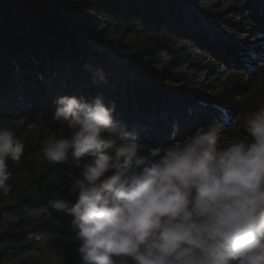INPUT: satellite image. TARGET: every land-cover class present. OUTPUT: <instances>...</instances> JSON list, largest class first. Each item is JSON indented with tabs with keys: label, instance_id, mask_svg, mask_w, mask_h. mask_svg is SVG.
Wrapping results in <instances>:
<instances>
[{
	"label": "trees",
	"instance_id": "obj_1",
	"mask_svg": "<svg viewBox=\"0 0 264 264\" xmlns=\"http://www.w3.org/2000/svg\"><path fill=\"white\" fill-rule=\"evenodd\" d=\"M244 32L264 35V0H0V126L24 144L9 161L12 191L0 194V264H81L72 218L50 203L57 189L69 207L76 202L70 188L81 170L42 162L39 120L52 118L57 96L103 95L146 148H163L224 110L245 114L230 87L253 52ZM85 64L108 83H93ZM221 65L230 74L208 95L192 76ZM231 130L246 133L240 122Z\"/></svg>",
	"mask_w": 264,
	"mask_h": 264
},
{
	"label": "clouds",
	"instance_id": "obj_2",
	"mask_svg": "<svg viewBox=\"0 0 264 264\" xmlns=\"http://www.w3.org/2000/svg\"><path fill=\"white\" fill-rule=\"evenodd\" d=\"M84 67L93 83H108L102 68ZM53 103L61 133L42 142V162L81 170L71 207L59 189L50 193L72 218L81 264H264V103L243 115L242 138L208 125L155 149L103 95ZM23 152L13 129L0 126L3 196L13 187L9 161Z\"/></svg>",
	"mask_w": 264,
	"mask_h": 264
},
{
	"label": "rangeland",
	"instance_id": "obj_3",
	"mask_svg": "<svg viewBox=\"0 0 264 264\" xmlns=\"http://www.w3.org/2000/svg\"><path fill=\"white\" fill-rule=\"evenodd\" d=\"M242 37H248V41L250 43L251 49H253V52L249 54V58H247L245 61L248 69L243 71V74L237 82H231L230 87L232 88L231 94L234 96L233 103L241 107L242 110H245V113H250L253 112L249 111L251 107L259 106L260 104L264 103V35L261 33L250 34L248 32H244ZM220 67L221 68L218 71L221 73L215 72L213 74H208L207 72L205 76H200V74L197 73L192 76L196 83L203 82L206 85V87L203 86L201 89L206 91L208 95H215L216 93L222 91L224 80L228 74H230L228 72V68L222 65ZM194 89H197V87L194 86ZM213 107L221 111L218 106ZM222 116L223 117L219 118L218 120L207 122L205 126H219L222 137L224 139L230 140L232 131L231 129H233L239 122L240 124L242 123L243 115L239 120L232 117L227 118L224 110V115L222 114ZM39 121L43 125H46V127H43V130L47 132V134H45L47 137L49 135L54 136L58 130L61 132L60 126L54 123L50 116L47 117V115H43ZM198 128L199 127L197 126L192 127L191 134ZM245 135H247V133H243L241 138ZM2 232L3 229L0 228V233Z\"/></svg>",
	"mask_w": 264,
	"mask_h": 264
}]
</instances>
